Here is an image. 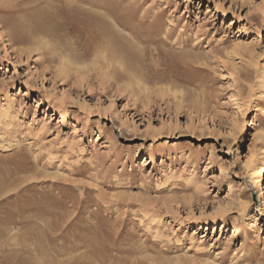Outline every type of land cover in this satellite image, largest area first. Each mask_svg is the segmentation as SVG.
<instances>
[{"label":"rangeland","instance_id":"374dc122","mask_svg":"<svg viewBox=\"0 0 264 264\" xmlns=\"http://www.w3.org/2000/svg\"><path fill=\"white\" fill-rule=\"evenodd\" d=\"M80 1L0 0V264H264V0Z\"/></svg>","mask_w":264,"mask_h":264},{"label":"bare ground","instance_id":"6f19581e","mask_svg":"<svg viewBox=\"0 0 264 264\" xmlns=\"http://www.w3.org/2000/svg\"><path fill=\"white\" fill-rule=\"evenodd\" d=\"M65 1H67V2H70L71 4H72V0L70 1V0H65ZM80 1V0H79ZM81 2V1H80ZM89 2V1H88ZM123 2V1H122ZM73 3H75V0H73ZM75 4H77V6H79L80 4L78 3V2H76ZM79 4V5H78ZM110 9V8H109ZM115 9V8H114ZM75 11L77 12V13H81V11L80 10H78V9H76L75 8ZM91 11V10H90ZM107 11V10H106ZM111 11H113V9H110V12ZM108 12V11H107ZM85 13V14H84ZM87 13V14H86ZM89 13V14H88ZM95 12H83V16L82 17H79V16H75L77 19L79 18V20L78 21H80V20H82V21H88L90 24H91V27L92 26H95V27H98L101 31L103 30L104 32H108V33H110V34H112V32H113V34L115 33V29H114V27H116V26H114V27H112V26H110V24L108 23V22H106L105 21V18H106V15H104V17H101L100 19H98L99 17H97L98 16V14L97 13H95ZM112 13V12H111ZM114 14H116V13H114L113 12V15ZM94 17H93V16ZM108 15H110V14H108ZM118 17V16H117ZM113 18V17H112ZM101 19H103V20H101ZM116 18H114V20H115ZM122 21H123V19H122ZM115 22L116 23H118L117 22V20H115ZM123 23H124V21H123ZM123 23L122 24H120L121 26H124L125 24H126V22H125V24L123 25ZM111 24H113V22L111 23ZM86 25H87V23H86ZM115 25V24H114ZM89 26V25H88ZM120 27V26H119ZM125 27V26H124ZM41 34V33H40ZM46 36L49 34V33H44ZM112 34V35H113ZM117 34V33H116ZM43 35V34H42ZM41 36V35H40ZM110 37V36H109ZM112 37V36H111ZM50 40V39H49ZM37 41V40H36ZM36 41H33L32 43H35ZM116 41H118L117 39H116ZM110 42V41H109ZM46 43V42H45ZM117 43H119L120 44V42L118 41ZM45 47H47V45H48V42H47V44L45 45V44H43ZM117 45V44H116ZM119 47V46H118ZM48 48V47H47ZM49 49V48H48ZM259 173H261V174H263L264 173V166H263V168L259 171ZM260 196H262L263 198H264V188H262L261 189V194H260Z\"/></svg>","mask_w":264,"mask_h":264}]
</instances>
